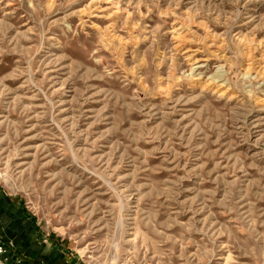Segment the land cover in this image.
I'll return each mask as SVG.
<instances>
[{
    "label": "rangeland",
    "instance_id": "rangeland-1",
    "mask_svg": "<svg viewBox=\"0 0 264 264\" xmlns=\"http://www.w3.org/2000/svg\"><path fill=\"white\" fill-rule=\"evenodd\" d=\"M0 186L81 264H264V0H0Z\"/></svg>",
    "mask_w": 264,
    "mask_h": 264
},
{
    "label": "crops",
    "instance_id": "crops-1",
    "mask_svg": "<svg viewBox=\"0 0 264 264\" xmlns=\"http://www.w3.org/2000/svg\"><path fill=\"white\" fill-rule=\"evenodd\" d=\"M0 245L4 264H81L39 227L27 207L0 186Z\"/></svg>",
    "mask_w": 264,
    "mask_h": 264
},
{
    "label": "built area",
    "instance_id": "built-area-1",
    "mask_svg": "<svg viewBox=\"0 0 264 264\" xmlns=\"http://www.w3.org/2000/svg\"><path fill=\"white\" fill-rule=\"evenodd\" d=\"M6 253V249L3 245H0V264H4L3 255Z\"/></svg>",
    "mask_w": 264,
    "mask_h": 264
}]
</instances>
